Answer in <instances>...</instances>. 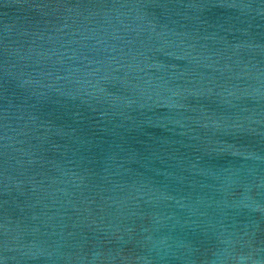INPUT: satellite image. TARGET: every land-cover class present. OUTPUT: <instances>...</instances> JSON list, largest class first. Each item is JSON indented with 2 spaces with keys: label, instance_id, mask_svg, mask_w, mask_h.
<instances>
[{
  "label": "water",
  "instance_id": "water-1",
  "mask_svg": "<svg viewBox=\"0 0 264 264\" xmlns=\"http://www.w3.org/2000/svg\"><path fill=\"white\" fill-rule=\"evenodd\" d=\"M0 264H264V0H0Z\"/></svg>",
  "mask_w": 264,
  "mask_h": 264
}]
</instances>
